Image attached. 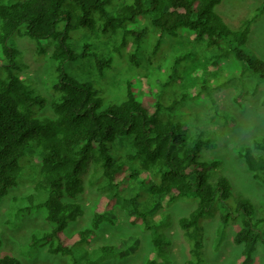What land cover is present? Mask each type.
Returning <instances> with one entry per match:
<instances>
[{
    "label": "trees",
    "instance_id": "16d2710c",
    "mask_svg": "<svg viewBox=\"0 0 264 264\" xmlns=\"http://www.w3.org/2000/svg\"><path fill=\"white\" fill-rule=\"evenodd\" d=\"M220 2L128 0L110 13L113 0H0V202L25 180V168L30 169L33 191L15 197L8 214L17 219L44 210L48 227L32 232L31 247L44 246L48 253L64 257L67 264H102L121 257L124 252L116 244H92L103 224L116 223V210L121 208L130 224L139 225L150 236V252L135 264H158L166 259L170 245L168 209L178 200H189L195 204L176 220L188 245L186 264H205L204 223L218 213L221 238L229 226H237L232 236L237 254L231 264H251L257 245L264 249V201L261 214L256 215L249 197L233 200L229 178L215 174L218 161L200 157L203 148L217 145L215 134L205 128L194 129L182 117L174 119L186 92L167 101H148L147 95L155 89L146 84L147 89L138 88L139 100L132 84L127 83L120 88L124 94L120 102L104 104L91 83L68 76L64 69L65 61L85 58L92 60L91 70L100 76L118 62V66L125 63L138 69L141 57L147 66L152 63L155 67L161 57L158 53H163L164 35L176 36L184 29L189 43L203 40L214 48L209 69H219L220 61L231 57L241 63L234 75L242 81L240 86L234 78L229 79L238 90L234 100L240 105L247 94L244 78L248 74L264 82V60L241 49L252 25L264 14V2L237 30H231L215 12ZM142 19H148L152 29L141 27ZM81 29L92 36H105L103 48L92 50L84 40L81 49H74L68 40L70 33ZM13 35L34 41L37 55L46 53L43 42L51 45L50 58L59 75L49 101L34 95L18 74L20 52L9 42ZM193 55V50H186L171 64L157 66L155 88L164 89L180 79L176 74L179 66ZM204 83L210 90L221 88V83ZM208 95L213 98L211 92ZM37 106H48L52 115L39 114ZM214 112L232 122L216 105ZM31 144L35 148L24 166L21 160ZM236 152L264 186V136L254 138L250 146L237 147ZM90 186L99 192L90 220L67 233L69 225L85 213L78 199ZM0 264L22 263L6 254L0 256Z\"/></svg>",
    "mask_w": 264,
    "mask_h": 264
},
{
    "label": "rangeland",
    "instance_id": "374dc122",
    "mask_svg": "<svg viewBox=\"0 0 264 264\" xmlns=\"http://www.w3.org/2000/svg\"><path fill=\"white\" fill-rule=\"evenodd\" d=\"M126 1L128 0H113V4L108 7V11L114 13ZM263 2L264 0H221L219 4L215 5L214 10L231 30H237L241 27L243 21L251 17ZM141 21V27H146L147 31L152 29L148 19H142ZM184 33L188 32L180 29L176 36L164 35L160 48L163 53L162 55L161 52L158 53L161 57L156 59L155 67L152 63L147 66V63L141 57L140 63L142 66L138 69H133L125 63L118 66V62L114 69L108 70L104 76H100L99 74H93L94 70H91L89 64L92 60L85 58L65 61L64 69L68 76L91 83L95 89L96 97L104 104L106 102H120L124 97L120 88L127 83L132 84L133 93L139 100H142V98L138 88L147 89L146 84L155 89L151 95L146 94V100L148 101H167L171 100L174 95L179 96L181 93L186 92V99L183 104L175 109L178 118L174 119H181L182 117L183 121L194 129L205 128L215 134L217 145L203 148L200 157L202 159L217 160L215 174L222 173L229 178L232 199L236 200L243 196L249 197L253 202L256 215H258V212L261 214L264 186L253 177L244 160L237 155L236 148L250 146L254 138L264 136V82H260L256 75L248 74L244 78V89L249 91L247 90V94L243 96L242 104H237L234 96L238 90L229 79L234 78L240 86L242 81L236 79L234 75H237L240 71L241 63L236 58L231 57L221 60L219 69H209L208 59L214 48L206 46L203 40L189 43L190 40ZM103 39H105V36H92L86 30L81 29L72 31L68 40L73 42L74 49H81L87 40L92 50H100V48H103ZM9 42L20 52L17 58V64L20 68L18 74L24 78L34 95L41 96L49 101L53 93V86L59 75L56 70V62L50 58L51 45L48 41L43 42L42 45L46 48V53L37 55L36 43L27 36L13 35L9 38ZM146 45L147 43L144 40L143 52ZM241 49L251 56L264 60V14L252 25L248 38L241 45ZM186 50H193L194 55L188 58L186 64L179 66L176 74L180 75L181 78H176L164 89L155 88L157 86L156 70L159 67L162 68L171 64L174 57L186 52ZM1 56H3V52L0 48ZM144 57L147 58L148 54L145 53ZM0 68L2 69L3 66ZM207 71H210V73H206ZM205 80L209 84L221 83V88L218 91L210 90L208 84L204 83ZM210 92L214 101L208 95ZM215 105L218 110L226 112L232 118V122H228L215 114ZM37 107L40 110L39 114L52 115L48 106L41 109L39 106ZM34 148V144L28 147L25 157L21 160L24 166L25 160L31 156ZM30 174L31 170L25 168L24 177L22 176L25 180L10 189L9 193L0 202V236L2 239L0 256L13 255L22 264H67L64 257L48 253L44 246L35 249L30 246L32 232L48 227L43 209L36 210L31 214L20 215L17 219L11 218L8 214L15 197L21 198L33 191V183L29 181L32 179L29 176ZM141 189L144 190V186ZM98 195L99 192L96 188L90 186L79 196L78 200L83 204L85 213L69 225L66 230L67 233L88 224L91 217V208ZM194 204L189 200H178L168 209L171 214V223L166 229V233L170 239V245L166 259L158 264H186L188 245L177 227L176 220L187 213ZM116 212V223L113 225L103 224L92 244L96 246L112 243L118 245L124 252L123 256L113 257L102 264L139 263L144 260L152 248L149 233L139 225L130 224L121 208H117ZM218 221L219 213L213 217L208 216L204 223L205 264H231L237 254V248L232 242V236L237 226L234 224L229 226L221 238L218 233ZM263 261L264 249L263 245L259 243L251 264H263Z\"/></svg>",
    "mask_w": 264,
    "mask_h": 264
}]
</instances>
